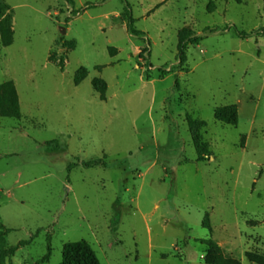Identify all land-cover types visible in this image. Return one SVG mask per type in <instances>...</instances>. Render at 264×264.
<instances>
[{"label": "rangeland", "instance_id": "1", "mask_svg": "<svg viewBox=\"0 0 264 264\" xmlns=\"http://www.w3.org/2000/svg\"><path fill=\"white\" fill-rule=\"evenodd\" d=\"M3 1L14 42L0 38V85H15L22 119L0 105V249L18 247L1 264H36L49 249L41 264H60L81 240L102 264H208L206 239L258 264L264 0ZM186 31L200 40L180 64ZM230 104L237 125L215 117ZM191 118L207 122L205 161ZM53 140L67 150L48 152Z\"/></svg>", "mask_w": 264, "mask_h": 264}, {"label": "trees", "instance_id": "2", "mask_svg": "<svg viewBox=\"0 0 264 264\" xmlns=\"http://www.w3.org/2000/svg\"><path fill=\"white\" fill-rule=\"evenodd\" d=\"M72 1V0H68ZM130 22V27L133 24L134 19L131 14L128 16ZM133 28V25H132ZM135 31L134 29H132ZM191 31L184 32L183 40L180 44L179 50V60L180 64H185L187 62V48L190 43H197L200 37H191ZM245 36V34H240ZM0 38L3 46H10L14 42V26H13V10L12 8L3 0H0ZM88 72L78 74L76 76V83L79 84L87 77ZM94 86L96 90L100 93L102 99H104V94L106 90V85L99 84L97 80L94 81ZM2 91V96L0 98V105L4 116L12 117L21 120L22 113L19 107V98L15 85L13 82L8 81L0 85V92ZM215 117L217 120L230 124L237 125L239 123V112L236 104H230L218 107L215 110ZM207 126L205 120L199 119H189V127L194 139V143L197 149V160L205 161L210 155L211 151L209 149V143L203 140L201 130ZM48 152H60L66 151L67 146L60 143L59 140H53L47 142ZM83 164L87 167H94L99 165H107L102 159L85 161ZM75 164H71L70 168ZM4 228V225H0ZM10 232V229H6ZM203 242L209 247V252L206 256V262L208 264H239L233 258H227L222 255V250L219 244L213 239H206ZM26 242H21L20 245H24ZM17 246L1 247L0 249V264L5 261V259L13 255L17 251ZM51 254V249H49L48 254H46L42 259H40L36 264L45 263ZM248 257L253 262L258 264H264V254L248 253ZM60 264H102L99 260L96 251L93 249L90 243L86 240L76 241L67 243L63 249V260Z\"/></svg>", "mask_w": 264, "mask_h": 264}, {"label": "water", "instance_id": "3", "mask_svg": "<svg viewBox=\"0 0 264 264\" xmlns=\"http://www.w3.org/2000/svg\"><path fill=\"white\" fill-rule=\"evenodd\" d=\"M66 30L65 29H63V33L65 32Z\"/></svg>", "mask_w": 264, "mask_h": 264}]
</instances>
